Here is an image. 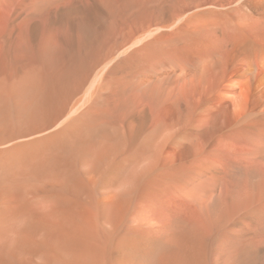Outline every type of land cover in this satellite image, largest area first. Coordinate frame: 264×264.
Instances as JSON below:
<instances>
[{"label": "bare ground", "instance_id": "6f19581e", "mask_svg": "<svg viewBox=\"0 0 264 264\" xmlns=\"http://www.w3.org/2000/svg\"><path fill=\"white\" fill-rule=\"evenodd\" d=\"M0 264H264V0H0Z\"/></svg>", "mask_w": 264, "mask_h": 264}]
</instances>
